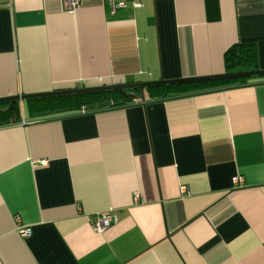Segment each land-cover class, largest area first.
<instances>
[{"label":"crops","instance_id":"crops-1","mask_svg":"<svg viewBox=\"0 0 264 264\" xmlns=\"http://www.w3.org/2000/svg\"><path fill=\"white\" fill-rule=\"evenodd\" d=\"M240 45L258 68L232 73L264 71V0H0V99L228 74ZM247 79L43 120L21 102L0 129V264H264V76Z\"/></svg>","mask_w":264,"mask_h":264},{"label":"trees","instance_id":"trees-1","mask_svg":"<svg viewBox=\"0 0 264 264\" xmlns=\"http://www.w3.org/2000/svg\"><path fill=\"white\" fill-rule=\"evenodd\" d=\"M225 67L228 73L240 69L254 70L258 68L257 53L250 46H236L230 49L225 55ZM250 79L241 78L235 80L219 81L211 86L223 84L239 83L245 84ZM210 87L208 84H183L171 87H154L148 91L151 98L167 99L169 96L194 94L203 91V88ZM134 98L129 94L120 92H103L87 95H69L60 97H49L42 99H30L27 102L29 115L32 119L43 120L48 117H57L77 112H98L114 110L126 107L134 102ZM23 117L21 102H8L0 104V129L7 128L21 122Z\"/></svg>","mask_w":264,"mask_h":264},{"label":"water","instance_id":"water-1","mask_svg":"<svg viewBox=\"0 0 264 264\" xmlns=\"http://www.w3.org/2000/svg\"><path fill=\"white\" fill-rule=\"evenodd\" d=\"M259 76L260 77L264 76V71L237 72V73H228L219 76L204 77V78L180 79L175 81H160V82H152V83H131V84H124L117 86H103L100 88L58 90L46 94L21 95V96H13L8 98H1L0 104L8 103V102H25L30 99H42V98L60 97V96H69V95H87V94H95V93H103V92H120L121 94H126L127 90H139L140 98L144 102L145 89L150 87L191 84V83H198L204 81L254 78ZM130 97H134V96L130 95Z\"/></svg>","mask_w":264,"mask_h":264},{"label":"built area","instance_id":"built-area-1","mask_svg":"<svg viewBox=\"0 0 264 264\" xmlns=\"http://www.w3.org/2000/svg\"><path fill=\"white\" fill-rule=\"evenodd\" d=\"M87 0H61L63 10L68 14H75L77 10L83 5ZM115 9L125 8L128 5V2L131 0H111ZM46 162H43L42 165H45ZM243 183V180L235 179V185H240ZM187 190L183 188V193H186ZM118 222V216L111 214L108 216L96 217L93 219V227L99 232L103 233L112 223ZM31 233L29 228H26L21 232V235L24 238H27Z\"/></svg>","mask_w":264,"mask_h":264}]
</instances>
